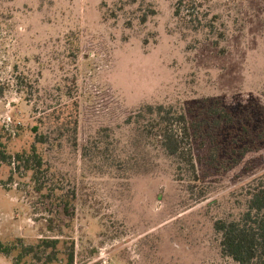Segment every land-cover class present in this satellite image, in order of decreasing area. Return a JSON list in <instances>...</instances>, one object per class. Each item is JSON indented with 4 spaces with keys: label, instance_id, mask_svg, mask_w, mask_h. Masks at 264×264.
Masks as SVG:
<instances>
[{
    "label": "rangeland",
    "instance_id": "1",
    "mask_svg": "<svg viewBox=\"0 0 264 264\" xmlns=\"http://www.w3.org/2000/svg\"><path fill=\"white\" fill-rule=\"evenodd\" d=\"M147 104L195 119L197 172L125 123ZM38 132L39 180L0 168V264H239L214 223L264 175V0H0V135Z\"/></svg>",
    "mask_w": 264,
    "mask_h": 264
},
{
    "label": "trees",
    "instance_id": "2",
    "mask_svg": "<svg viewBox=\"0 0 264 264\" xmlns=\"http://www.w3.org/2000/svg\"><path fill=\"white\" fill-rule=\"evenodd\" d=\"M213 113L218 116L214 121L220 123L226 120L233 121V116L228 109L217 104L212 106ZM185 112H178L172 106L164 104H147L131 114L125 123L136 125L146 139L151 140L156 146L166 152L167 155L179 161V166L191 167L197 172V161L194 154V138L196 135L194 126H197ZM198 122V121H197ZM45 136L36 134V142L29 150L12 153L2 135H0V168L3 164H17L19 170L24 166L25 170L32 173L36 181L45 168V160L38 143H44ZM77 140L75 141V143ZM89 145L84 147L85 154ZM183 169V168H181ZM248 192L247 204L244 211L237 218L217 219L214 223L216 232L221 237L222 253L232 258L239 264H264V175L257 178L255 184ZM76 200V192H75ZM63 207L65 213L70 214L69 206ZM73 213V212H72ZM55 240H42L38 245L55 246ZM36 247V246H35ZM33 245L24 246L26 253H31L35 248ZM49 259L52 261L55 253H51ZM74 253L69 256L68 264H73Z\"/></svg>",
    "mask_w": 264,
    "mask_h": 264
}]
</instances>
